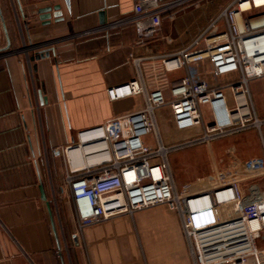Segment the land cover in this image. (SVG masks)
<instances>
[{"label": "crops", "instance_id": "obj_1", "mask_svg": "<svg viewBox=\"0 0 264 264\" xmlns=\"http://www.w3.org/2000/svg\"><path fill=\"white\" fill-rule=\"evenodd\" d=\"M233 1L188 0L164 12L160 33L141 41L131 23L135 0H0V264H64L59 224L68 237L78 224L60 148L80 129L144 108L143 94L111 101V86L137 79L170 97L184 71H166L162 57L188 48L215 22V32L225 28L219 17ZM55 5L63 19L52 12L44 22L39 10ZM204 71L214 85L239 76L215 77L208 62ZM250 88L264 119V77ZM262 138L264 131L251 129L206 147L214 158L246 161L264 155ZM82 232L74 264H194L180 217L164 204Z\"/></svg>", "mask_w": 264, "mask_h": 264}, {"label": "built area", "instance_id": "obj_2", "mask_svg": "<svg viewBox=\"0 0 264 264\" xmlns=\"http://www.w3.org/2000/svg\"><path fill=\"white\" fill-rule=\"evenodd\" d=\"M186 1L135 0L131 23L141 41L159 34L164 12ZM221 18L225 28L215 32V22L188 48L162 57L166 71H184L170 97L161 90L148 92L137 79L111 86V101L143 94L144 108L80 129L60 148L78 224L70 237L59 224L57 252L64 264H74L72 249L86 227L161 204L179 215L194 264H264V247L257 243L264 241V191L253 187L245 194L241 186L264 176V156L215 171L211 185L186 192L179 191L170 164L174 152L251 129L261 132L264 125L250 88L251 81L264 77V0H234ZM207 62L215 77L239 76L211 84ZM165 106L177 130L202 128L200 133L166 143L156 113ZM147 136H154L155 147Z\"/></svg>", "mask_w": 264, "mask_h": 264}, {"label": "rangeland", "instance_id": "obj_3", "mask_svg": "<svg viewBox=\"0 0 264 264\" xmlns=\"http://www.w3.org/2000/svg\"><path fill=\"white\" fill-rule=\"evenodd\" d=\"M169 109L165 106L159 108L156 112L160 126L162 127L164 141L166 143H173L191 137L192 129L187 131H178L172 125L173 117L170 114V111H168ZM262 131H264L263 128ZM149 140L155 147L154 136H151ZM260 141L264 150V139L262 138ZM199 146L174 152L170 155V164L180 192L207 187L213 183V173H215V171L229 168L235 162H242L241 160L229 161L230 158H220L218 156H215L216 158H214L212 152L206 147L207 145L202 148H199ZM215 161L217 165L214 164ZM212 165L213 167L216 165V167L213 168ZM241 186L243 187L245 194H249L250 189L253 187H259L264 191V176L245 180L241 183ZM81 241L80 243L82 245ZM257 243L260 248L264 247V241L258 240Z\"/></svg>", "mask_w": 264, "mask_h": 264}, {"label": "water", "instance_id": "obj_4", "mask_svg": "<svg viewBox=\"0 0 264 264\" xmlns=\"http://www.w3.org/2000/svg\"><path fill=\"white\" fill-rule=\"evenodd\" d=\"M66 4L68 6H70V0H65ZM53 12L54 17L57 18V20L59 19H63V13L61 11V7L60 5H55V6H47V7H43L39 10L40 13V18L44 21V22H49L48 20L51 18V14ZM101 15V23H104L105 20L103 18V13L100 14ZM44 55H49V52L46 51V53H41L39 55H37L36 58H40V57H44ZM43 90H44V85H43Z\"/></svg>", "mask_w": 264, "mask_h": 264}]
</instances>
